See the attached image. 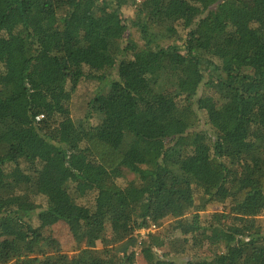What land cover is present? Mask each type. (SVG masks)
Here are the masks:
<instances>
[{
    "label": "trees",
    "instance_id": "trees-1",
    "mask_svg": "<svg viewBox=\"0 0 264 264\" xmlns=\"http://www.w3.org/2000/svg\"><path fill=\"white\" fill-rule=\"evenodd\" d=\"M138 256L264 264V0H0V264Z\"/></svg>",
    "mask_w": 264,
    "mask_h": 264
},
{
    "label": "rangeland",
    "instance_id": "rangeland-1",
    "mask_svg": "<svg viewBox=\"0 0 264 264\" xmlns=\"http://www.w3.org/2000/svg\"><path fill=\"white\" fill-rule=\"evenodd\" d=\"M124 12L126 14H131L133 12V8L131 6L124 7ZM89 92V88H81L77 92H75V95H72L71 114L74 119H78L79 117H81V115H83L84 109L86 108V102L89 99ZM221 209V204H212L207 207L205 213H212L220 211ZM171 220L173 219L167 218L164 222L167 223ZM69 227L70 226L67 224L59 223L53 226L42 225L37 229L38 232H40L41 238L43 239L46 246L51 248V252H64L68 255H72L79 249L87 247L88 243L84 241V239L81 241H77ZM155 230L156 228L152 225L147 229L141 228L139 230H136L135 233L139 234L140 237H143L146 232H154ZM96 246H99V244L97 243ZM183 260L186 259L178 258L176 261L178 263H181ZM137 264H145V261L140 256H138Z\"/></svg>",
    "mask_w": 264,
    "mask_h": 264
},
{
    "label": "built area",
    "instance_id": "built-area-1",
    "mask_svg": "<svg viewBox=\"0 0 264 264\" xmlns=\"http://www.w3.org/2000/svg\"><path fill=\"white\" fill-rule=\"evenodd\" d=\"M42 117V115H38V116H36V120L38 121V120H40V118Z\"/></svg>",
    "mask_w": 264,
    "mask_h": 264
}]
</instances>
